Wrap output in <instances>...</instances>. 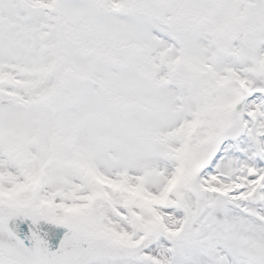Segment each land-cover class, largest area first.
<instances>
[{
  "label": "snow or ice",
  "instance_id": "obj_1",
  "mask_svg": "<svg viewBox=\"0 0 264 264\" xmlns=\"http://www.w3.org/2000/svg\"><path fill=\"white\" fill-rule=\"evenodd\" d=\"M0 264H264V0H0Z\"/></svg>",
  "mask_w": 264,
  "mask_h": 264
}]
</instances>
